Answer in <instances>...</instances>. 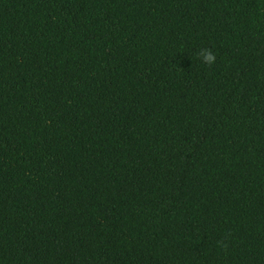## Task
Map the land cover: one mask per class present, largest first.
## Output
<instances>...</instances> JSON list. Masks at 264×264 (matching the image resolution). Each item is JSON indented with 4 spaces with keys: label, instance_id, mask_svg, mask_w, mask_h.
Returning a JSON list of instances; mask_svg holds the SVG:
<instances>
[{
    "label": "trees",
    "instance_id": "1",
    "mask_svg": "<svg viewBox=\"0 0 264 264\" xmlns=\"http://www.w3.org/2000/svg\"><path fill=\"white\" fill-rule=\"evenodd\" d=\"M0 264H264V0H0Z\"/></svg>",
    "mask_w": 264,
    "mask_h": 264
},
{
    "label": "clouds",
    "instance_id": "2",
    "mask_svg": "<svg viewBox=\"0 0 264 264\" xmlns=\"http://www.w3.org/2000/svg\"><path fill=\"white\" fill-rule=\"evenodd\" d=\"M199 58L204 62L205 64L211 66L212 64L215 63L216 60V55L212 51L211 48H202L198 52Z\"/></svg>",
    "mask_w": 264,
    "mask_h": 264
}]
</instances>
